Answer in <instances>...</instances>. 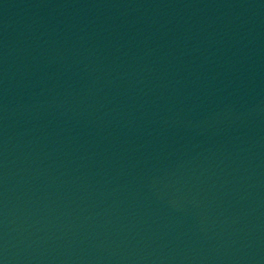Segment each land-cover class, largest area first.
<instances>
[{
	"label": "water",
	"instance_id": "1",
	"mask_svg": "<svg viewBox=\"0 0 264 264\" xmlns=\"http://www.w3.org/2000/svg\"><path fill=\"white\" fill-rule=\"evenodd\" d=\"M0 264H264V0H0Z\"/></svg>",
	"mask_w": 264,
	"mask_h": 264
}]
</instances>
